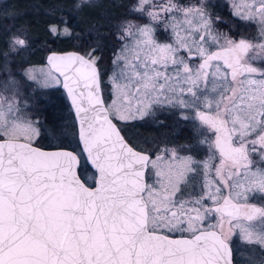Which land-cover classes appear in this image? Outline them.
I'll use <instances>...</instances> for the list:
<instances>
[{"label": "snow or ice", "instance_id": "snow-or-ice-1", "mask_svg": "<svg viewBox=\"0 0 264 264\" xmlns=\"http://www.w3.org/2000/svg\"><path fill=\"white\" fill-rule=\"evenodd\" d=\"M233 8L257 24L258 37L222 30L231 21L212 0H135L115 23L102 16L107 28L97 21L75 36L82 54L51 53L38 74L23 59L32 47L26 30L6 29L0 264H251L249 249L264 254V204L249 202L255 193L264 200V0H233ZM69 24L48 31L73 37ZM106 33L118 45L111 102L96 55ZM57 86L74 114L77 148L65 144L67 124L41 120L33 107ZM135 121L165 131L141 149L123 135ZM189 129L193 139L179 142Z\"/></svg>", "mask_w": 264, "mask_h": 264}, {"label": "trees", "instance_id": "trees-1", "mask_svg": "<svg viewBox=\"0 0 264 264\" xmlns=\"http://www.w3.org/2000/svg\"><path fill=\"white\" fill-rule=\"evenodd\" d=\"M10 3V4H9ZM8 6L11 8V12L16 13L17 19H5L2 15L3 10H0V50H5L6 45L3 43L7 39L5 35L6 29L11 27L14 23L17 29H25L27 38L31 41L32 47L23 54V59L28 60L32 65L44 64L45 56L50 51H68L77 50L83 53L86 50V45L82 40L75 38L78 34H83L85 37L92 28V26L99 21L107 28V24L101 20L102 16H108L115 23L117 18L126 14V4L124 0H101L99 7H97V15L92 18L87 24H80L79 18H77L78 11L75 9V0H11ZM7 9H4V11ZM10 12V13H11ZM69 20L70 28L73 31V37L55 36L49 33L48 25L52 22L60 20ZM63 26V25H61ZM17 33L25 35L24 31H18ZM114 40L110 35L106 33V40L104 47L97 53L101 57L99 60V68L103 69L109 65L111 55L113 53ZM14 71L20 69L21 57H15ZM4 62L0 60V71L3 70ZM40 99H42L40 97ZM43 100V99H42ZM47 100H43L42 103L36 104L38 109L42 108ZM61 107L60 112L62 115L67 112L68 116L73 119L72 113L69 109L67 102L60 97ZM39 118L44 120L48 117L39 114ZM40 144L46 148H56V142H51L47 138L40 140ZM68 148L79 147L77 137L65 142Z\"/></svg>", "mask_w": 264, "mask_h": 264}, {"label": "rangeland", "instance_id": "rangeland-1", "mask_svg": "<svg viewBox=\"0 0 264 264\" xmlns=\"http://www.w3.org/2000/svg\"><path fill=\"white\" fill-rule=\"evenodd\" d=\"M11 0H0V10L4 12V9H7V12H11V8L10 6H8V3ZM50 1V0H48ZM215 0H212V4ZM218 1H223V0H218ZM231 3H233V0H229ZM101 2V0H99V3ZM157 2H159V0H157ZM182 3H190L192 2V0H181ZM78 3V0H75V4L74 6ZM242 3V0H238V4ZM10 4V3H9ZM234 11V8L231 7ZM76 9V7H75ZM215 9H218V7H215ZM79 13L77 15V18H79V23L80 24H87L89 21L92 20V18H94L97 15V7L96 8H89V7H82L81 9H76ZM218 14V13H217ZM228 14V13H227ZM143 22H147V19L145 18ZM63 27V26H61ZM18 35L23 36L20 33H16ZM159 38L161 40H163L165 38V34L163 32H160L159 34ZM255 37H258V29L256 30V34ZM239 39V38H238ZM114 48L118 47V45L116 44V42H114V44L112 45ZM96 55L99 56L98 53H96ZM112 59H113V53L111 55V59L109 62V65L103 69H100V71L104 74L103 78L105 81L104 87H105V98L108 102H111V89L110 86L107 84V79H108V75L111 72V68H112ZM46 64L44 62V64H40V65H33L36 70H37V74L39 73V70L44 67ZM21 70V68L18 70V72ZM60 97L63 98L66 101L65 95L63 93V91L61 90L60 86H57L56 88H53L48 95L41 97L43 100H47V102L45 103V105L38 109L36 107L35 104V98H33V107L36 108V110L39 112V114L45 115L48 117L49 119V123L51 122H57V123H62V124H67L68 125V132H69V136H68V140H72L74 139L72 136V131H73V127H74V119H71L67 112L64 113V116L62 115V111L60 112V108L61 107V102H60ZM68 104V103H67ZM69 106V105H68ZM70 109V108H69ZM61 114V115H60ZM41 119V118H40ZM136 122H140V121H135V122H131L132 124H137ZM126 133V135L128 136H132L134 137V134L136 135V140L135 142H139L140 143V136H138L139 134L136 132H133L134 134H132V131H130L127 126L124 129V132ZM150 144V142H148ZM225 194H227L225 192ZM250 203L256 204L257 206H261V204H264V200L261 199V194L260 193H255V194H250V199H249ZM212 222V221H210ZM240 246V242L239 239L236 240V243L234 245V247H239ZM245 261L250 260L251 264H264V254L261 253V251L257 248V249H249L247 254L245 255V257L243 258Z\"/></svg>", "mask_w": 264, "mask_h": 264}, {"label": "flooded vegetation", "instance_id": "flooded-vegetation-1", "mask_svg": "<svg viewBox=\"0 0 264 264\" xmlns=\"http://www.w3.org/2000/svg\"><path fill=\"white\" fill-rule=\"evenodd\" d=\"M124 1L127 8L130 6L131 3L135 2V0H124ZM235 2L238 4V0H235ZM213 5L215 7H218V9H214L215 12L218 13V15L223 16L225 20L231 21V23H229L226 27L222 28V30L227 31L228 28H231L232 29L231 34L235 36L237 39L240 38L241 36H247L248 38L255 37L256 30L258 29L257 24L254 22L243 21L240 20L238 17L232 16L233 9L231 7H233V3H231L229 0H223V1L215 0L213 2ZM136 123L137 124L129 123L127 125V128L130 131H132V134H134L133 132L139 134L138 136H140V138L138 139H140V143L135 142V140L137 139L135 134L134 137L129 135L127 136L126 133H123V135H125L133 145H136L141 149H144L147 146H149L148 142H151L153 137L165 131L164 129L156 128L150 122L140 121ZM193 135H194L193 132L191 131V129H189L181 134V139L179 142L184 143L190 141L193 139ZM204 151L206 152V148L204 149ZM198 158L203 159L204 153L202 152Z\"/></svg>", "mask_w": 264, "mask_h": 264}, {"label": "water", "instance_id": "water-1", "mask_svg": "<svg viewBox=\"0 0 264 264\" xmlns=\"http://www.w3.org/2000/svg\"><path fill=\"white\" fill-rule=\"evenodd\" d=\"M72 52H78V53H81V52H79V51H77V50H68V51H50V52H48L47 54H46V56H45V59H44V62H45V64H46V58H47V56L49 55V54H51V53H56V54H59V55H63V54H66V53H72ZM82 54V53H81ZM61 87V90L63 91V93H64V95H65V98H66V101H67V103H68V105H69V108H70V103H69V101H68V99H67V96H66V93H65V90L62 88V86H60ZM70 111H71V108H70ZM71 113H72V111H71ZM72 116H73V119H74V114L72 113ZM77 141H78V136H77ZM79 144V143H78ZM80 146V145H79ZM46 149V148H45ZM46 150H56V148H51V149H46Z\"/></svg>", "mask_w": 264, "mask_h": 264}]
</instances>
